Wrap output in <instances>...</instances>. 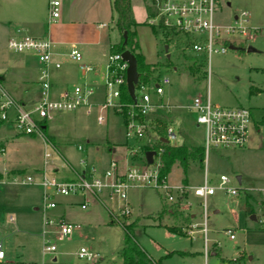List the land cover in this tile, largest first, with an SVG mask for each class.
Returning a JSON list of instances; mask_svg holds the SVG:
<instances>
[{
  "label": "rangeland",
  "instance_id": "rangeland-1",
  "mask_svg": "<svg viewBox=\"0 0 264 264\" xmlns=\"http://www.w3.org/2000/svg\"><path fill=\"white\" fill-rule=\"evenodd\" d=\"M112 1L63 0L61 16L53 22L49 0H0V74L16 83L13 90L23 97L26 107L30 108L38 101L40 86L28 87L25 82L36 80L41 66L31 53L9 50L8 39L17 29L30 36H48L54 52L58 45H65V60H70V49L75 47L82 53L84 61L104 71L109 45L115 44V47L122 39L117 15L111 8ZM219 2L215 15L217 24L235 26V17L245 13L251 27H264V0ZM130 7L135 23L132 31L136 34L140 52L146 63L158 65L151 69L154 71L151 79L168 76L172 81L170 87H165L162 97L156 95L154 81L150 84L148 90L152 101L164 105V109H155L148 118L156 129L158 123L174 129L178 137L174 146H203L205 143V128L197 125V114L187 109L198 95H207L215 105L224 108L243 107L252 112L245 147L212 149L203 166L192 164L186 174L176 163L167 176L168 184L191 189L204 185L207 179L209 185L217 187L220 177L226 175L232 179L239 195L217 191L208 199L205 213L203 200L192 192L185 193L180 209L185 214L195 215L185 229V236L167 230L166 227L172 224L168 216L162 220L156 218L162 206L171 203L161 190L144 185L131 186L128 204L111 200L107 195L101 200L86 197L90 203L82 210V196L54 193L57 207L44 210L41 185L13 181H21L26 176L36 177L39 181L44 167H47L49 177L65 181L73 178L75 171H83L81 162L84 160L87 168L93 166L105 170L111 160L121 159L119 166L122 167L130 159L127 147L133 146L134 142L127 140L125 120L113 109L105 112L103 125L97 121L98 112L92 115H87L83 109L56 112L45 125L47 141L41 135L21 134L10 118L9 122L0 121V241L6 245L7 260L19 264H88L76 255L81 247H85L88 252L100 256L101 260L94 264L119 262L124 245L120 223L127 219L128 222L138 221L137 240L154 264H224L222 259L239 258H244L243 264H264V39L259 33L248 41L239 35L231 36L243 43L237 42L236 50L213 54L207 60L203 56L197 57L204 71L201 78H195L173 45L168 51L171 58L167 59L164 35L159 30L154 32L150 25L153 20L151 10H154L151 1L130 0ZM100 24L107 27L100 29ZM249 47L256 52L249 53ZM72 64L76 66V63ZM22 65L25 70H21ZM3 78H0L1 85L15 97L9 91L10 81ZM79 82L72 81L70 85ZM151 137L157 138V134L153 133ZM112 148L116 151H111ZM46 150L51 153V158L45 166ZM136 165L144 167L140 161H136ZM54 170H57L56 174ZM123 209L125 214H122ZM149 215L155 218L150 219ZM46 217L55 224L48 227L51 231L58 229L56 224L62 219L81 228L74 231L71 240L59 241L53 233L43 236ZM205 221L206 235L202 232ZM194 224L195 228L192 227ZM229 230L235 235L234 240L230 239ZM49 240L58 246L56 262L53 261L55 257L44 256L42 252Z\"/></svg>",
  "mask_w": 264,
  "mask_h": 264
},
{
  "label": "built area",
  "instance_id": "built-area-1",
  "mask_svg": "<svg viewBox=\"0 0 264 264\" xmlns=\"http://www.w3.org/2000/svg\"><path fill=\"white\" fill-rule=\"evenodd\" d=\"M150 1L151 6L156 11L150 25L158 30L161 26L174 30L181 36L183 38L182 43L178 44V47L173 45L181 54L192 55L196 59L203 56L207 60L213 54H226L231 47L236 50L237 42L242 44L243 41L231 37L233 35H239L248 41L254 39L255 34L259 33L264 39V27H251L250 20L245 13H242L240 17H235V26L217 24L215 15L220 6L219 0ZM62 2L63 0H49L51 21L55 22L60 18ZM189 40L192 43L191 46L187 45ZM8 48L16 53H31L37 58L41 66L38 78L40 93L38 101L28 108L23 102L13 97L0 82L1 122H9L11 118V122L21 134L41 135L45 138L43 129L47 121L51 120L56 112H75L80 109H83L87 115L98 112L97 121L103 125L106 122L105 112L113 109L119 111L123 118V113L126 111L125 135L128 141L134 142L133 146L127 147V155L130 159L122 167L119 166L121 159L111 160L109 167L105 170L93 166L87 168V161L84 160L81 162L84 166L83 171L77 172L72 180L58 181L56 178L49 177L46 170L39 181L33 176L23 177L21 181L12 180L17 184L41 185L44 189V210L57 207V203L53 199L54 193L61 196H82L84 198L81 203L82 210H86L90 203L86 197L101 200L102 196L107 195L111 200L128 204V191L133 184L161 190L170 203L181 201L185 198V193L191 194L192 192L195 197L203 200L205 213L208 199L214 196L217 191H222L231 196L239 195L238 189L232 185V179L226 175L220 177V183L217 187L209 185L208 180L205 179L204 185L191 189L183 186H171L168 184L167 177H161L160 156L163 153V140L174 146L178 137L172 127H167L165 135L162 136L156 126L149 123L151 118H148V114L158 108L164 109V105L152 101L148 88L154 81L156 95L164 96L165 87H170L172 84L168 76L154 77L147 85L141 84L138 89L135 88V102L130 106H123L120 103L121 87L127 85L129 65L123 60L122 53H110L104 76L103 101L97 103L98 89L87 81L58 93L53 90L52 67L60 69L62 65L53 63V43L49 38L26 35L14 36L8 40ZM69 58L79 65L84 76L97 72L96 67L84 63L83 55L77 48L72 47L70 49ZM173 69L177 71L176 67ZM187 109L197 114V125L205 128L206 136L203 145L205 157L212 149L243 148L247 145L252 125V112L249 109L243 107L224 108L215 105L207 95L196 96ZM153 133L157 134V138L151 137ZM45 140L47 141V138ZM144 147H148L150 149L148 151L156 152L153 164H148L146 160L148 151L144 152ZM156 147L158 150L155 149ZM79 150L82 151L83 149L79 147ZM44 158L46 164L51 158V153L46 150ZM136 161H140L144 167L141 168L136 165ZM125 212L123 209L122 214ZM44 225L45 229L42 235L46 236L53 233L59 241L71 240L74 231L81 228L78 224L69 223L62 219L56 224L58 229L51 231L48 227L55 224L48 217H46ZM204 225L205 229L202 232L206 235V221ZM192 227L195 228L196 224ZM190 233L194 234L195 232L190 231ZM228 234L231 240L235 239V235L230 230ZM42 252L44 256L55 257L58 253V246L49 240L45 242ZM76 255L88 264H94L101 260L98 254L88 252L85 247H81ZM56 260L55 257L53 261L56 262ZM6 263L7 254L3 243L0 241V264Z\"/></svg>",
  "mask_w": 264,
  "mask_h": 264
},
{
  "label": "trees",
  "instance_id": "trees-1",
  "mask_svg": "<svg viewBox=\"0 0 264 264\" xmlns=\"http://www.w3.org/2000/svg\"><path fill=\"white\" fill-rule=\"evenodd\" d=\"M113 9L117 15V27L121 34V42L111 49L112 53H124L130 51L137 59V72L139 75V81L135 88H139L141 84L147 85L151 81V75L154 71L151 69L156 68L158 65H151L146 63L145 57L141 54L139 49V42L136 39L135 32L132 31V27L135 25L132 18L130 0H114ZM155 9L151 10V15L154 16ZM154 32L158 29L152 26ZM160 32L164 35L166 45H174L178 47V44L182 43L183 38L179 36L174 30H170L164 27L159 28ZM126 33V36H125ZM190 40L187 45L191 46ZM242 51V49H240ZM184 59V65L189 69L192 76L195 78H201L204 71L203 65L198 63V59L192 55L181 54ZM168 59V58H167ZM170 60V59H168ZM135 102V99L130 95L127 85L121 87V99L120 103L123 106H130ZM124 120H127V113L124 111ZM168 126L166 124L158 123L157 130L164 136ZM45 128L43 129L44 132ZM45 134V133H44ZM163 153L160 156L162 167L160 169L161 177H167L172 167L178 163L182 168V171L186 174L192 164H199L203 166L205 161V151L203 146H173L163 143ZM144 152L150 150L148 147H144ZM158 150V147L155 148ZM186 182V181H185ZM180 201L171 204H164L161 210L157 213L156 218L158 220L164 219L168 216L172 220V224L167 226V230L170 233L185 236V229L190 225L192 215L183 213L180 209ZM110 217V216H109ZM128 218V217H126ZM148 218H155L154 215H149ZM111 219V217H110ZM111 223L114 222L111 219ZM119 224V223H118ZM138 221L128 222L127 219L123 220L120 225L124 231V245L119 253V262L114 261L108 264H154L155 261L144 250L136 237V229L138 228ZM244 258L236 260L222 259L224 264H243Z\"/></svg>",
  "mask_w": 264,
  "mask_h": 264
},
{
  "label": "crops",
  "instance_id": "crops-1",
  "mask_svg": "<svg viewBox=\"0 0 264 264\" xmlns=\"http://www.w3.org/2000/svg\"><path fill=\"white\" fill-rule=\"evenodd\" d=\"M113 1L111 3V8L114 11V9H113ZM106 27H107L106 24H100V26H99L100 29H103V28H106ZM24 32L25 31H23L21 29H17V31H15V33L10 38H12L14 36H19V35L30 36V35H27ZM32 37H39V36H32ZM43 37L49 38L48 36H43ZM114 45L115 44H113V45L110 44L109 45L108 52H107V57L111 53V49L113 48ZM64 46H65L64 44H60V45H58V47L55 48V51H57V52H54V56H53V59H52L53 63H60L62 65L60 69H55L54 67H52V85H53V90L56 93H58V92H61V91L65 90V89L72 88L74 85L80 84V82H79V83L70 85V83L72 81H76V80L79 81L80 80L81 83L87 81L88 83H90L92 85H95L96 88L98 89L97 96H96V102L97 103H101L103 101V97H104V76H105V71H106V67H107L108 64L105 65L106 67H105V70L103 71V69L98 67L97 65L84 61V63L92 65V66L97 68V72L96 73L88 74V75L84 76L83 73L80 71V68H79L78 64H76V66L73 67L74 65L72 64V62L70 60H65L64 57H66L67 55L64 56V54L66 53V52H63L64 51ZM20 67H21V70H25V65H22ZM39 74H40V70L37 71V75H38L37 79L36 80H30V79L26 80L25 86L32 87V86H35L36 84H38ZM1 77L2 78L4 77L3 79H7L8 81H10L9 91L17 98V100L25 103V100L23 99V97L18 92H15L13 90L14 86L16 85V83L12 79H10L7 75L0 74V78ZM89 77H92V78L90 79ZM39 93H40V90H39ZM0 143H2V141H0ZM1 146H2V150L1 151L3 152L5 146H4V144L1 145ZM111 151L115 152L116 150H115V148H112ZM110 162H109V164H110ZM45 166H46V164H45ZM7 170H9V169H7ZM45 170L47 172V167H44L43 172H45ZM43 172L41 173V175L43 174ZM77 172H81V171H75L73 178L67 179V180L74 179ZM56 173H57V170H54V174H56ZM81 203H80V205H81ZM194 217H195V215H192V218H194ZM2 243H3V247L5 249V246H6L5 243L4 242H2ZM6 264H19V263L18 262H14L12 260H7Z\"/></svg>",
  "mask_w": 264,
  "mask_h": 264
},
{
  "label": "water",
  "instance_id": "water-1",
  "mask_svg": "<svg viewBox=\"0 0 264 264\" xmlns=\"http://www.w3.org/2000/svg\"><path fill=\"white\" fill-rule=\"evenodd\" d=\"M126 36V33H125ZM231 49H235L234 47H231ZM169 51V46H165V52L167 53V58H170V55L168 54ZM249 53L256 52V50L253 47L248 48ZM122 58L125 62L128 63L129 67L127 69V86L130 92V95L132 98L135 99V86L137 85L139 81V75L137 72V59L136 57L130 52V51H125L122 53ZM164 143H167L166 140H163ZM156 156L155 151H148L146 153V160L148 164H153L154 162V157ZM237 180L241 182V177H238Z\"/></svg>",
  "mask_w": 264,
  "mask_h": 264
}]
</instances>
